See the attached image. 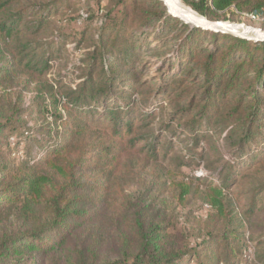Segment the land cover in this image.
I'll use <instances>...</instances> for the list:
<instances>
[{"label":"rangeland","instance_id":"obj_1","mask_svg":"<svg viewBox=\"0 0 264 264\" xmlns=\"http://www.w3.org/2000/svg\"><path fill=\"white\" fill-rule=\"evenodd\" d=\"M99 1L16 0L10 6L14 11L22 7L31 11L41 6L53 9L49 24L32 38L39 47L46 45L50 51L48 75L41 76L37 84L19 71L7 97L24 110L22 121L34 127L36 134L48 127L46 107L54 102L48 101V85L56 82L58 90L54 93L65 94L84 81L94 59L98 58V64L101 58L111 63L106 50L101 54L102 38L106 40L107 35L113 40L121 32L124 38L137 42L135 62L120 69L134 84L119 82V89L134 93L129 99L131 112L126 110L124 114L134 118L132 130L126 124L123 137L113 142L94 123H89L91 130L86 140L98 148L88 154L79 180L85 186L80 195L89 200L85 201L86 207L93 217L57 254L25 256L10 264H83L80 257L89 247L96 252L95 258L89 254L91 262L116 261L127 243L130 251L138 252L142 243L138 226L141 223L145 232H158L164 252L173 255L177 263L184 259L183 264H198L196 257L188 256L196 250L202 253V262L206 264L211 240L231 230L243 246L245 243L244 258L249 264H264V161L247 168L238 163L242 156L237 151L246 128L243 122L252 120L254 112V74L245 72L238 88H222L225 91L214 98L206 94L207 82L200 64L206 50L227 51L231 43L218 45L213 38L202 35L193 40L190 30L170 17L158 0L167 17L153 0ZM101 8L108 12L104 26ZM223 15L224 22L264 29V16L239 13L234 8ZM114 22L117 25L111 33ZM27 39L23 35L15 39V52L20 53V42L25 46L31 41ZM242 58L234 54L235 60ZM20 60L18 57L17 61ZM259 121L263 123L262 136L252 153L262 154L264 112ZM68 122L70 126L71 120ZM69 126L59 130L60 135H69ZM1 141L6 142L4 138ZM14 143L11 139L9 144ZM37 147L40 146L35 140L27 141L30 157ZM5 149L10 164L18 165ZM228 166L237 169L239 178L237 184L224 190L220 213L211 207L210 201L213 188L223 186ZM254 193H258L259 199L252 209L249 205ZM86 263H90L88 256Z\"/></svg>","mask_w":264,"mask_h":264},{"label":"trees","instance_id":"obj_2","mask_svg":"<svg viewBox=\"0 0 264 264\" xmlns=\"http://www.w3.org/2000/svg\"><path fill=\"white\" fill-rule=\"evenodd\" d=\"M153 1L167 17L161 3ZM181 1L213 21H224L226 16L223 13L233 8L239 13L264 16V0ZM15 2L16 0H0V264L21 261L25 256L57 254L59 248L67 247L68 241L93 217L90 209L86 207L85 201L89 200L80 195L85 186L79 180L88 154L98 148L97 144L89 145L86 140V135L88 136L91 130L89 123H94L93 125L100 128L104 136H108L113 142L123 137L126 124L131 131L134 123L133 117L124 115L126 110L132 109L129 99L134 93L127 88L119 89V82L127 86L134 84L120 69L132 66L135 62L137 52L134 47L137 42L124 38L121 32L113 40L108 35L106 40L105 37L102 38L101 54L104 55L106 50L112 59L111 63L108 64L106 58H101L98 64V58L94 59L84 81L75 89H67L65 94L57 96L54 93L58 90L56 82L47 86L51 96L48 101L53 99L55 105L50 102L46 107L48 127L41 129V134H36L34 127L30 128L22 121L24 110L10 103L7 98L8 91L13 88L12 84L19 71L37 84H40L41 76L48 75L51 65L50 51L48 52L46 45L39 47L37 41L32 38L49 24L53 9L50 6H41L34 7L31 11L25 7L14 11L10 6ZM101 11L104 26L108 22V12L105 9ZM116 23L111 25V33L115 32ZM119 23L125 24L122 21ZM182 26L190 30L193 40L202 35L213 38L214 43L218 45L222 42L231 43L227 51L203 50L206 57L200 66L205 84L207 82L206 94L216 98L222 90L238 88L245 72L254 74V90L251 92V99L255 104L254 112L252 120L243 122L246 128L243 129V135L237 144V151L242 156L238 163L246 164L247 168L262 164L264 153H252V149L263 131V123L259 119L264 112V43L258 44L221 33L206 32L185 24ZM120 30L125 31V28ZM20 35L31 41L25 43V46L20 42V53H17L16 45L13 48L12 43ZM234 54L243 58L235 60ZM18 57H21L20 62L17 61ZM224 80H227L226 83ZM121 103L122 107L119 106ZM102 106L103 110H99ZM67 126L70 127L69 135L63 137L59 130L66 129ZM2 138L6 140L5 143L1 141ZM11 139L15 141L13 146L9 144ZM32 139L40 147H37L34 155L30 157L27 153V141ZM4 149L12 156V162L18 165L10 164ZM152 150L155 151V146ZM19 151L22 153L17 156ZM227 169L230 170L226 177L220 179L223 186L213 188L214 193L210 201L211 207L218 209L220 213L223 211L220 198L224 190L229 189L233 183L237 184L239 178L237 169L231 166ZM183 193H186L185 189ZM258 196V193H254L250 208H256ZM138 226L142 241L138 252L130 251L127 243L121 258L103 264L185 262L181 259L177 263L173 255L164 252L156 230L145 232L142 223ZM211 241L213 244L207 251L206 264H249L244 258L246 245L244 243L243 246L233 231H225ZM83 252H86L80 257L83 264L87 256L89 264H97L91 262L93 258L89 254L96 257V252L91 247ZM188 256L193 259L196 257L198 264H204L202 253L195 250Z\"/></svg>","mask_w":264,"mask_h":264},{"label":"water","instance_id":"obj_3","mask_svg":"<svg viewBox=\"0 0 264 264\" xmlns=\"http://www.w3.org/2000/svg\"><path fill=\"white\" fill-rule=\"evenodd\" d=\"M165 7L167 14L192 28L202 29L206 32L221 33L231 37L250 41L254 43H264V29L246 24H232L224 21H213L192 8H183L175 0H158Z\"/></svg>","mask_w":264,"mask_h":264},{"label":"bare ground","instance_id":"obj_4","mask_svg":"<svg viewBox=\"0 0 264 264\" xmlns=\"http://www.w3.org/2000/svg\"><path fill=\"white\" fill-rule=\"evenodd\" d=\"M175 2H176L179 6H181V7H183V8H189V7L185 6V5L181 2V0H175Z\"/></svg>","mask_w":264,"mask_h":264},{"label":"built area","instance_id":"obj_5","mask_svg":"<svg viewBox=\"0 0 264 264\" xmlns=\"http://www.w3.org/2000/svg\"><path fill=\"white\" fill-rule=\"evenodd\" d=\"M254 17V16H253ZM255 18V17H254ZM12 140H14V139H12Z\"/></svg>","mask_w":264,"mask_h":264}]
</instances>
